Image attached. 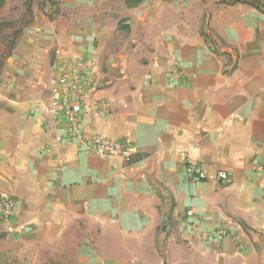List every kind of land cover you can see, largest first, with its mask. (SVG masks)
<instances>
[{"label":"crops","instance_id":"0c3cea01","mask_svg":"<svg viewBox=\"0 0 264 264\" xmlns=\"http://www.w3.org/2000/svg\"><path fill=\"white\" fill-rule=\"evenodd\" d=\"M57 1L65 16L25 29L0 70V194L24 226L0 231V264H264V14ZM72 65L98 104L84 137L129 143L130 164L47 113Z\"/></svg>","mask_w":264,"mask_h":264},{"label":"built area","instance_id":"2783aa9c","mask_svg":"<svg viewBox=\"0 0 264 264\" xmlns=\"http://www.w3.org/2000/svg\"><path fill=\"white\" fill-rule=\"evenodd\" d=\"M81 65H72L68 70L61 72L57 79L56 89L48 102L47 113L53 117L63 120L65 125V136L67 139H75L87 148L92 149L102 156H116L126 164L131 163L133 148L124 141L111 140L102 136L84 137L83 120L95 108L97 103L90 98V81L86 71ZM183 163L188 172L193 171V164L187 156V150H181ZM202 177L201 174H199ZM226 172H218L217 178L220 181L227 180ZM192 215L191 211L186 213ZM14 202L6 194H0V231L11 234L22 230L23 225H16L13 222ZM219 240L227 236L226 230L220 229L213 232Z\"/></svg>","mask_w":264,"mask_h":264},{"label":"rangeland","instance_id":"374dc122","mask_svg":"<svg viewBox=\"0 0 264 264\" xmlns=\"http://www.w3.org/2000/svg\"><path fill=\"white\" fill-rule=\"evenodd\" d=\"M164 1H169V0H164ZM57 16L59 17L65 16L63 12L61 11L59 12L58 7L56 10L55 7L51 8L49 5H47L46 8H44V10H40L38 9L37 5H33L32 21L27 26H25L27 21L30 19L25 11L24 0H3V7L0 9V23H10L11 25L9 28L4 29L0 33V70L4 64V60L8 58V57L6 58L3 55L4 54L3 52L5 50L3 46L6 44V41L8 39L10 40L9 36L10 34H12V32L17 31L22 26H25L23 30V33H24L25 29L30 27L33 23H36V21H41V19H46L48 21H54L56 20ZM205 16L206 14H204L202 18L203 23L205 22V18H206ZM215 44H216V41H215ZM218 47L222 48L221 44H219ZM6 53L8 52L6 51L5 55Z\"/></svg>","mask_w":264,"mask_h":264},{"label":"trees","instance_id":"16d2710c","mask_svg":"<svg viewBox=\"0 0 264 264\" xmlns=\"http://www.w3.org/2000/svg\"><path fill=\"white\" fill-rule=\"evenodd\" d=\"M139 1H137L135 3H138ZM214 1H216L219 4H224V5H229V6L235 5V4L246 5V6H249L251 8H254L258 12L264 14V0H214ZM24 5H25L26 14L28 15V17L30 19L25 24V26H27L32 21V7H33V5H37L38 9H40V10H44V8H46L47 5H49L51 8L55 7L57 10L58 1L57 0H24ZM130 6H132V5H130ZM2 7H3V0H0V9ZM10 25H11L10 23H0V33L4 29L9 28ZM25 26H22L17 31H14V32H12V34H10V36H9L10 40L8 39L6 41V44L3 46L5 49L3 52L4 53L3 55L6 58L10 55L11 51L14 49L17 40L20 39ZM6 51L8 53H6V55H5Z\"/></svg>","mask_w":264,"mask_h":264}]
</instances>
